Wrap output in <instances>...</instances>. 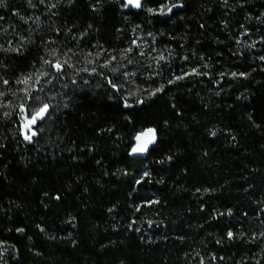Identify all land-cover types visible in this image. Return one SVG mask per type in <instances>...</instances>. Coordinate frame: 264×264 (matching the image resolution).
Wrapping results in <instances>:
<instances>
[{"label": "trees", "instance_id": "obj_1", "mask_svg": "<svg viewBox=\"0 0 264 264\" xmlns=\"http://www.w3.org/2000/svg\"><path fill=\"white\" fill-rule=\"evenodd\" d=\"M47 1L34 33L17 18L23 0L0 3L3 264H254L264 250V0H172L183 9L169 17L147 11L167 0L140 11ZM146 36L209 73L175 80L186 63L163 68L153 83L163 90L140 101L75 90L51 115L55 154L23 138L19 84L48 57L137 53ZM4 93L17 98L5 104ZM148 127L157 145L131 156Z\"/></svg>", "mask_w": 264, "mask_h": 264}, {"label": "rangeland", "instance_id": "obj_2", "mask_svg": "<svg viewBox=\"0 0 264 264\" xmlns=\"http://www.w3.org/2000/svg\"><path fill=\"white\" fill-rule=\"evenodd\" d=\"M23 2L26 5L25 9H23L24 14L21 16V12L18 13L17 18L29 24L27 25L28 28L34 33L35 27L38 30L40 28L39 24L47 16V10L50 5L47 0H31V2L23 0ZM135 41L132 45L136 46L135 48L138 47L137 53L133 51V47L130 48V51L127 50L114 55L113 53L104 54L102 50L94 48L85 53L72 54L68 60L59 58L56 55L57 53H55L53 57H48L43 62L41 68L35 71L28 84H24L21 81L17 94L21 98L25 97L28 99L18 105L24 115L27 114L30 118L34 111L42 107L43 104L47 103L50 105L45 124L37 127L35 130L37 135L30 142L33 143L39 152L48 151L52 154L57 152L58 147L50 141L51 138L49 136L53 123L51 115L60 112L66 106L70 94L75 90H93L108 93L111 96L120 94L123 95L125 100L140 101L142 98L158 92L156 90L161 88L160 86L155 87L153 83L155 78L162 75L161 70L163 68L171 69L175 67V64L186 63L183 59L177 60L178 57L171 52L162 55L155 48L152 49L153 40L151 36L139 37ZM250 45L256 46L257 43ZM161 56H164L165 59L161 60ZM46 61L51 63H46ZM57 61L64 65L60 71L53 67ZM193 69H197L200 74L185 75V73H190ZM209 69V66L204 63L195 67L186 63L181 70L173 71L171 74L173 76L171 77L175 80L179 76H183L184 80L195 79L200 75L208 74ZM57 75L60 76L58 77ZM228 75L235 77L232 73ZM112 78L116 80L112 81ZM113 84L117 87L113 88ZM4 96L2 98H5V104H8L10 100L15 101V98H17V96L12 94H5ZM1 249L2 247H0V264H3L5 256ZM254 264H264V250L259 254Z\"/></svg>", "mask_w": 264, "mask_h": 264}, {"label": "snow or ice", "instance_id": "obj_3", "mask_svg": "<svg viewBox=\"0 0 264 264\" xmlns=\"http://www.w3.org/2000/svg\"><path fill=\"white\" fill-rule=\"evenodd\" d=\"M2 2H3V0H0V3H2ZM29 2H31V0H29ZM128 6H132L136 9H140L142 7V0H125V4L123 5V7L127 8ZM181 6H182V3L177 4V3H172V0H167V2L165 4H161L159 6V8H148L147 11L149 13H152V14L167 15V14L172 12L173 8L181 7ZM53 7H55V5H53ZM16 50L18 51V49H16ZM130 50L131 49H129V51ZM113 59H114V57H113ZM160 59L164 60L165 57L161 56ZM261 59H264V57H261ZM46 63H51V62L46 61ZM109 63H110V61H109ZM53 67L57 71H60L64 67V65L61 64L59 61H57L53 65ZM192 74L199 75L200 73L198 72L197 69H193L190 73H185V75H192ZM232 75L236 76L237 73L233 72ZM239 75L244 76L246 74L240 73ZM183 78H184L183 76L176 77L177 80L183 79ZM30 80H31V77L29 76V77L25 78L22 82L24 84H28L30 82ZM19 82L20 81H18V83ZM173 82H175V81H170V83H173ZM4 83L7 84L8 81H4ZM109 83H111V81H109ZM112 87L116 88L117 86L115 84H113ZM162 90H163V88L161 87V88L157 89L156 91H162ZM153 94H155V93H153ZM0 95H3V93H0ZM125 106H128L127 103ZM49 108H50V105L45 103L38 110H35L30 118L27 114L24 115L23 125H22V129H23L22 135L26 141L31 142L33 137L37 135V132L35 130H33V126L37 124L38 120H41L46 116V114L49 112ZM24 111L27 112L26 109H24ZM212 135H215V133H212ZM135 140H136V144L132 148V152L133 153L147 152L149 145L155 143L157 140L156 129L155 128H148V129L138 133L135 137ZM144 175L147 176L148 173H145ZM228 235H229V237H232L233 233L229 232Z\"/></svg>", "mask_w": 264, "mask_h": 264}, {"label": "water", "instance_id": "obj_4", "mask_svg": "<svg viewBox=\"0 0 264 264\" xmlns=\"http://www.w3.org/2000/svg\"><path fill=\"white\" fill-rule=\"evenodd\" d=\"M144 1L145 0H142V7H143V3H144ZM124 2H125V0H124ZM177 4H181V3H177ZM142 7L140 8V9H136V8H134V7H132V6H128L127 8H123V10L124 11H128V10H134V11H140L141 9H142ZM181 9H183V5L181 6V7H176V8H173V10H172V12L171 13H169V14H167V15H162V17H169L174 11H178V10H181ZM49 113V112H48ZM48 113L46 114V116L48 115ZM46 116L43 118V119H41V120H38V121H44L45 120V118H46ZM37 125V124H36ZM36 125H34V126H36ZM148 128H154V127H148ZM148 128H146V129H148ZM145 129V130H146ZM156 129V128H155ZM34 130V129H33ZM144 131V130H143ZM142 132V131H141ZM140 133V132H139ZM156 133H157V130H156ZM158 140H159V137H158V133H157V140H156V142L155 143H153V144H151V145H149V148H148V151L147 152H144V153H139V152H137V153H133L132 152V149H131V152H130V154H131V156H133V157H147V155L149 154V152H150V150L152 149V148H154L156 145H157V143H158ZM134 141H135V143H134V145L132 146V148L135 146V144H136V140L134 139Z\"/></svg>", "mask_w": 264, "mask_h": 264}, {"label": "flooded vegetation", "instance_id": "obj_5", "mask_svg": "<svg viewBox=\"0 0 264 264\" xmlns=\"http://www.w3.org/2000/svg\"><path fill=\"white\" fill-rule=\"evenodd\" d=\"M39 122H40V121H37V125H36V126H33V129H34V130L37 129Z\"/></svg>", "mask_w": 264, "mask_h": 264}]
</instances>
